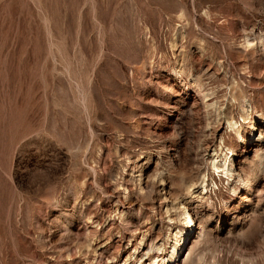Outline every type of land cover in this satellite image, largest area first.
Returning a JSON list of instances; mask_svg holds the SVG:
<instances>
[{"label":"rangeland","instance_id":"obj_1","mask_svg":"<svg viewBox=\"0 0 264 264\" xmlns=\"http://www.w3.org/2000/svg\"><path fill=\"white\" fill-rule=\"evenodd\" d=\"M263 43L264 0H0V264H264Z\"/></svg>","mask_w":264,"mask_h":264},{"label":"bare ground","instance_id":"obj_2","mask_svg":"<svg viewBox=\"0 0 264 264\" xmlns=\"http://www.w3.org/2000/svg\"><path fill=\"white\" fill-rule=\"evenodd\" d=\"M261 37V36H260ZM263 41V39H262ZM260 41V42H262ZM245 44H247L248 46L250 44H252V42L249 40V39H246L245 41ZM244 45V44H243ZM245 45V46H247ZM263 46H264V43H263ZM262 46V47H263ZM254 50V49H253ZM264 54V53H263ZM198 78V77H197ZM196 78V79H197ZM197 81V80H196ZM200 82V81H199ZM200 85V84H199ZM236 85V84H235ZM205 97V96H204ZM232 98L236 101L239 102L240 104V107L241 109L247 114L248 112V109L250 108V104L248 103V101L246 100V96L245 94L243 93L242 89L240 86H234L233 87V91H232ZM231 99V100H233ZM232 123V122H231ZM231 123L229 124V126L231 125ZM227 157V156H226ZM212 166L219 170L220 168L225 172L226 175H228L229 177H233V171L232 169L230 168V164L228 163V159L225 158V160H218V156L213 158L212 162H211ZM223 172V173H224ZM203 181V180H202ZM241 185L243 187L247 186V184H249L250 182V179L248 177L246 178H241L239 179ZM205 182V181H204ZM187 187V186H186ZM190 188V187H188ZM237 189V187H233L232 190L235 192ZM206 190V186L203 185L201 186V188L199 189V191H204ZM180 214L183 216V221L189 225L190 227V230H192V227L194 225V221H193V218L189 212V210L183 206L181 207V211H180ZM182 231H178L176 234H175V237H176V244L173 246L172 248V251H171V254H169V256L165 257V256H162L160 259L158 256H155V257H150V264H174L176 262V259L178 258V255L181 251V246L182 244L185 242V239H186V235L185 234H181L180 235V240L177 238V234L178 233H181ZM159 250V248H157Z\"/></svg>","mask_w":264,"mask_h":264}]
</instances>
